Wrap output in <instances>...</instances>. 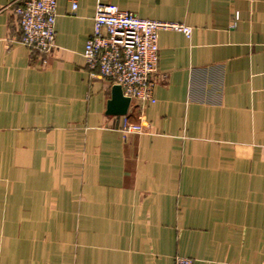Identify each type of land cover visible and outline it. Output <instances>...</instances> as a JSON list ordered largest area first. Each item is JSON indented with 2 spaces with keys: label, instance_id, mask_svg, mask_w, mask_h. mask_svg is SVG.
I'll return each mask as SVG.
<instances>
[{
  "label": "crops",
  "instance_id": "crops-1",
  "mask_svg": "<svg viewBox=\"0 0 264 264\" xmlns=\"http://www.w3.org/2000/svg\"><path fill=\"white\" fill-rule=\"evenodd\" d=\"M77 10L72 13V4ZM0 0V264H264V0H57L44 57ZM159 32L155 103L109 114L99 5Z\"/></svg>",
  "mask_w": 264,
  "mask_h": 264
},
{
  "label": "built area",
  "instance_id": "built-area-1",
  "mask_svg": "<svg viewBox=\"0 0 264 264\" xmlns=\"http://www.w3.org/2000/svg\"><path fill=\"white\" fill-rule=\"evenodd\" d=\"M18 18L22 44L41 54L43 64L56 44L57 0H9ZM78 8L72 4V13ZM174 30L191 38L193 28L143 19L115 5H99L94 19L93 34L86 42L84 58L92 77L120 86L132 103H155V74L159 66V32ZM130 105V106H131ZM146 124L132 123L124 116L121 130L124 137L142 134ZM174 264H195L189 257L178 256Z\"/></svg>",
  "mask_w": 264,
  "mask_h": 264
},
{
  "label": "water",
  "instance_id": "water-1",
  "mask_svg": "<svg viewBox=\"0 0 264 264\" xmlns=\"http://www.w3.org/2000/svg\"><path fill=\"white\" fill-rule=\"evenodd\" d=\"M112 89L113 97L108 107L109 114L126 116L131 105V99L124 96L120 86H113Z\"/></svg>",
  "mask_w": 264,
  "mask_h": 264
}]
</instances>
